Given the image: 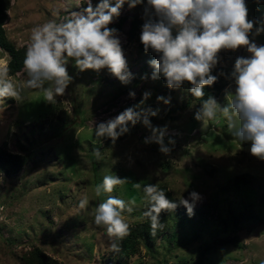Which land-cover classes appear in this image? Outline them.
Segmentation results:
<instances>
[{"label":"rangeland","instance_id":"374dc122","mask_svg":"<svg viewBox=\"0 0 264 264\" xmlns=\"http://www.w3.org/2000/svg\"><path fill=\"white\" fill-rule=\"evenodd\" d=\"M93 7L99 0H91ZM146 2V0H145ZM111 4L115 0H110ZM254 27L249 39L264 45V0H245ZM86 7L84 0H10L4 30L18 48L30 43L31 31L49 20L69 18ZM151 10L145 3L129 8L127 0L120 15L108 25L117 29L130 82L122 83L107 69L79 71L69 60L67 71L73 77L63 96L51 104L38 90L24 89L23 101L0 100V148L13 154H28V161L12 175L0 169V264H25L23 256L37 247L57 264H261L264 261V160L250 153V142L232 135L226 119L198 121L194 118L200 103L183 84L171 93L163 92L159 78L152 79V67L142 66L140 33ZM155 19L154 16H152ZM137 23L136 37L129 31ZM245 47L224 49L215 66L224 83L214 97L221 106L234 92L231 77L237 57H250ZM9 60L0 49V63ZM10 78L17 84L27 79L24 68ZM134 92V97L129 96ZM150 96L140 101L143 94ZM164 97L169 100H157ZM139 105L141 120L128 122V131L113 143L109 137L95 138V127L114 118L128 107ZM149 110L156 115L148 114ZM147 115L153 127H167L165 154L155 142L145 143L151 131L142 123ZM119 130V129H117ZM171 141V143H170ZM98 148L101 159L93 149ZM105 175L127 179L110 194L97 198L94 188ZM140 183L165 186L172 196L189 198L197 192L193 215L179 203L167 214L165 232L150 242H140L134 254L120 256L109 250L111 241L103 228L93 223V212L108 195L135 199L133 211L125 213L130 224L146 219ZM87 197L85 210L78 207ZM190 203H192L190 201ZM230 212L245 215L238 225ZM179 242L170 241L172 234ZM147 244L148 246H146Z\"/></svg>","mask_w":264,"mask_h":264},{"label":"clouds","instance_id":"9594fccd","mask_svg":"<svg viewBox=\"0 0 264 264\" xmlns=\"http://www.w3.org/2000/svg\"><path fill=\"white\" fill-rule=\"evenodd\" d=\"M125 2L115 0L111 4L110 0H99L93 7L91 0H84L86 7L82 11H74L63 21L49 20L34 27L23 57L27 79L17 84L10 78L8 64L0 63V100L13 98L21 102L24 99L22 91L33 89L42 93V100L55 104L56 98L65 94L73 79L66 67L69 60L74 61L81 72L89 69L99 72L106 68L122 83L130 82L132 74L116 35L118 30L108 27L120 15ZM127 3L129 8L145 3V15L151 10L139 37L146 53L151 49L157 54V59L149 61L154 69L151 78L162 76L170 89L180 88L188 82L191 85L188 91L202 101L194 118L202 122L216 121L222 115L237 141L250 142V153L264 160V45L257 46L249 39L255 22L247 18L245 0H127ZM262 30L264 28L256 27L255 34ZM239 47H245L251 56L237 57L234 62L231 77L235 89L228 93V103L221 106L211 95L204 99V86H211L217 80L211 72L218 63V53ZM134 95L129 92L130 97ZM149 96L150 93L145 92L140 104ZM157 100L169 102L164 97H157ZM137 107L139 105L128 107L114 118L100 122L92 134L94 131L97 140L109 137L114 143L129 130L128 122L135 125L141 120L143 110L136 111ZM148 114L154 116L156 112L149 110ZM142 123L151 131L145 143L155 142L160 145L159 150L167 154L170 149L163 139L167 127H153L147 115L143 116ZM93 152L98 160L101 159L98 148ZM126 182V178L105 175L94 188L95 197L110 194L116 186ZM134 187L143 192L146 207L142 215L150 222V234L154 236L164 228L160 214L173 212L178 204L168 199L156 184L142 187L135 183ZM200 199V195L192 191L188 199L181 197L179 203L193 215V204ZM135 203V199L126 202L108 195L95 207L93 223L105 230L112 252H120V242L131 234L130 223L124 214L131 213V205ZM88 204L89 200L84 197L78 207L85 210Z\"/></svg>","mask_w":264,"mask_h":264},{"label":"trees","instance_id":"16d2710c","mask_svg":"<svg viewBox=\"0 0 264 264\" xmlns=\"http://www.w3.org/2000/svg\"><path fill=\"white\" fill-rule=\"evenodd\" d=\"M10 6V0H0V49L5 51L8 56L9 60L7 62L9 68H10V76H14L16 73L21 71L23 69V57L26 48H18L15 47L14 44H12L4 30V22L6 20V15H7V10L9 9ZM118 22L115 26V28H118L121 25ZM137 27V23L133 20L131 29L129 31L130 36H135V29ZM143 51V55L139 54L140 59H144L142 62V66L146 67H152L149 64L150 60L157 59V54L154 53L151 49L146 53L143 49L142 43L139 45V52ZM152 71H154L153 67L151 68ZM217 68L214 67L212 69L211 74L217 76V80L213 83L211 86H204V99H206L209 95L215 97L216 93L221 91L223 89V81L222 77L218 74ZM184 84H187L191 86L188 82H184ZM159 85L162 88L163 92L165 93H171L174 89H170L165 82V79L160 76L159 77ZM4 101L12 102V98H4L2 99ZM201 106V100H198ZM28 154H13L8 152L7 150L0 148V169L7 175H12L16 174L22 167L25 165V163L28 161ZM160 189H162L165 193L168 199L175 201L179 205V201L176 200L171 192L165 187V186H160ZM260 200L262 201V205L264 206V193L260 197ZM178 208V207H177ZM176 208V209H177ZM176 209L174 211H176ZM169 212H162L160 214V220L164 224V228L162 230H158L156 235H151L150 234V222L148 220L141 221L136 224H130L131 228V234L127 236L123 241L120 242V252L118 254L120 256H128L131 254H134L138 248V245L140 242H150L156 239L157 237H160L164 232H165V221L167 218V214ZM230 219L232 220V223L234 225H238L240 222L241 218L247 215V217H253L255 214L249 213V214H244L241 213L239 216L235 215L233 212H230ZM175 233L172 234V238L170 241L174 242L177 241L179 242V238L174 235ZM148 246L147 244H145ZM23 261L25 264H57L56 261L47 256L41 249L35 247L29 252H27L23 256Z\"/></svg>","mask_w":264,"mask_h":264}]
</instances>
